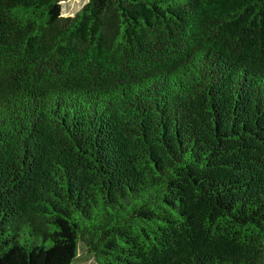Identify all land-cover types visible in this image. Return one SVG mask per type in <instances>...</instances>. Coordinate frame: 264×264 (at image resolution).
I'll list each match as a JSON object with an SVG mask.
<instances>
[{
    "label": "trees",
    "instance_id": "16d2710c",
    "mask_svg": "<svg viewBox=\"0 0 264 264\" xmlns=\"http://www.w3.org/2000/svg\"><path fill=\"white\" fill-rule=\"evenodd\" d=\"M61 1L0 0V264H264V0Z\"/></svg>",
    "mask_w": 264,
    "mask_h": 264
},
{
    "label": "rangeland",
    "instance_id": "374dc122",
    "mask_svg": "<svg viewBox=\"0 0 264 264\" xmlns=\"http://www.w3.org/2000/svg\"><path fill=\"white\" fill-rule=\"evenodd\" d=\"M74 3V8H72L71 3ZM89 0H63L61 1L62 16L63 17H73L77 14L82 7L88 3ZM62 3H64L62 5ZM73 264H98L95 258L87 252V248L80 243L77 258Z\"/></svg>",
    "mask_w": 264,
    "mask_h": 264
}]
</instances>
